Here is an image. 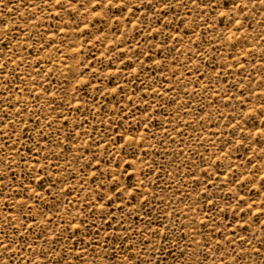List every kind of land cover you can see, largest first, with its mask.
Here are the masks:
<instances>
[{
  "label": "rangeland",
  "instance_id": "obj_1",
  "mask_svg": "<svg viewBox=\"0 0 264 264\" xmlns=\"http://www.w3.org/2000/svg\"><path fill=\"white\" fill-rule=\"evenodd\" d=\"M0 264H264V0H0Z\"/></svg>",
  "mask_w": 264,
  "mask_h": 264
}]
</instances>
